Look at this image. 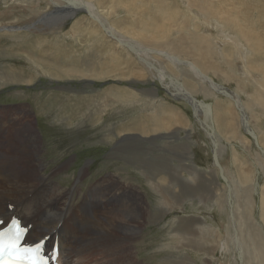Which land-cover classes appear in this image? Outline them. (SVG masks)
I'll return each instance as SVG.
<instances>
[{
    "label": "rangeland",
    "instance_id": "1",
    "mask_svg": "<svg viewBox=\"0 0 264 264\" xmlns=\"http://www.w3.org/2000/svg\"><path fill=\"white\" fill-rule=\"evenodd\" d=\"M61 1L0 0V28H20L16 32L0 33V118L15 120L7 151L12 150V144L17 148V142L12 143L11 140L17 141L19 131L22 135L20 148L24 169H31L32 177L39 170V175L47 177L61 191H69L68 205L76 208L75 212H78L85 197L96 186L103 185L102 189L112 187L114 189L111 190L115 191L118 190L117 187L134 188L144 198V207L147 208L145 207V211L140 210L141 215L135 222L137 229L134 232L116 229L115 232L112 226L117 222V217L122 219L125 203L131 200V195L123 197L122 207L118 210L112 207H94L91 210L92 224L88 231H95L96 222H102L110 245L94 256L88 253L90 260L85 261L86 264H242L234 242L236 232L229 210V196L232 195L236 209V221L239 222L241 216L245 223V245L254 247L249 242L250 232L255 235L258 233L264 240V220H261L259 210L260 200L264 195V156L261 155L264 152V0H204L206 8L212 6L210 9L204 7L205 11L201 5L196 6L189 0H88L96 4L97 14L108 28L114 29L113 36L117 40L104 34L102 27L87 14L77 13L68 18L65 11L55 9L54 4L67 5L65 0L63 3ZM196 1L194 2L197 3ZM230 7L237 8L231 12ZM164 12L169 15V21L161 17L160 14ZM46 13L49 15L43 16ZM207 20L213 26L212 29L204 24ZM148 21L154 27L146 28L144 25ZM173 22L176 26L179 25L176 27ZM23 28L27 30H22ZM242 35L251 37L248 43L243 40ZM121 37L138 43L145 49L159 48L182 59L202 61L201 65L206 69L207 76L237 93L244 105H248L250 125H245L243 121L240 124L234 104L214 93L205 82L196 81L195 74L187 67L175 66L164 58H154L151 55V60L158 59L151 61L153 64L167 69L166 72L182 80L186 86L194 88V83L197 84L199 92L196 98L211 103L212 117L205 119V116H200L199 122L194 117L191 106L184 100H176L169 95L166 87L157 82L154 72L128 50V45H124L127 41L122 38L126 41L124 42ZM145 39L148 41L143 43ZM135 43L128 44L138 46ZM193 46L200 53H196ZM116 56L121 59V73L127 74L126 77H115L114 73L108 77L94 70L89 76L84 75L88 72L85 68L91 69L92 64L98 67V71L99 64H103L101 67L104 66L105 73L107 68L113 66L111 63ZM251 58L257 61V66ZM212 69L213 72H209ZM129 70L139 71L141 75H131ZM71 71L74 73L72 77L65 75ZM171 113L182 114L192 128L177 136L169 133V138H152V134H161V131L153 133L151 128L161 119V123H169ZM145 127H148L146 135L143 133ZM210 127L216 129L219 162L229 186H225L220 179L218 169L212 161V140L205 131ZM243 127L244 130L251 128L254 131L262 152L244 133ZM31 130L35 137L31 135ZM208 132L210 133L209 130ZM30 140L35 143V147H31ZM194 173L196 177H193L197 181L190 182L188 187H180L181 180L178 176L185 183L194 179L191 177ZM162 174L171 178L164 179L161 176L165 175ZM247 175L251 178L250 181H254L253 184L257 181V188L249 183L245 189L239 184ZM28 177L30 178L29 175ZM111 178L116 180L114 185L110 182ZM203 183L213 190L220 186V195L211 198L209 192H204L201 195L204 198L201 199L186 196L188 191L196 188V184L200 186ZM232 191L234 192L231 193ZM202 201L206 205H202ZM111 212L116 213V216ZM119 222L121 224V220ZM182 233L186 235L177 236ZM259 244L256 243L264 262V250ZM95 247L91 245L90 251L95 252ZM244 252L246 253V248ZM250 252L252 264H258L254 250L251 249ZM72 263L75 264H70Z\"/></svg>",
    "mask_w": 264,
    "mask_h": 264
},
{
    "label": "bare ground",
    "instance_id": "2",
    "mask_svg": "<svg viewBox=\"0 0 264 264\" xmlns=\"http://www.w3.org/2000/svg\"><path fill=\"white\" fill-rule=\"evenodd\" d=\"M60 1V0H59ZM118 1V0H116ZM121 1V0H120ZM118 1V2H120ZM134 1V0H133ZM139 1V0H138ZM143 1V0H142ZM148 1V0H147ZM155 1V0H154ZM195 0H189V2H192L194 3L196 6H202L203 8L205 7L204 6V0H197L195 3L194 2ZM217 1V0H215ZM227 1V0H226ZM232 1V0H231ZM63 3V0L61 1ZM66 2V6H62V5H56L54 4V8L57 9L58 11H65V13H67V17L68 16H71L73 13L72 12H75L76 10L75 9H86L87 11H89V13L95 18V19H92L90 18V16L87 14V16L94 20L95 22H97L100 26H101V22L102 24H104L106 26V24L102 21V19L99 17V15L97 14V6L94 2H91V1H88V0H65ZM131 2V1H129ZM135 2V1H134ZM146 2V0H145ZM150 2V1H149ZM162 2V1H161ZM207 2H210L209 0H207ZM221 2V1H220ZM233 2V1H232ZM128 3V2H127ZM140 3V2H139ZM157 3H160V2H157ZM187 3V2H186ZM229 3V2H228ZM253 3V2H252ZM118 5V3H115ZM121 4V3H120ZM119 4V5H120ZM134 4V3H132ZM137 4V3H136ZM146 4V3H145ZM203 4V5H202ZM208 4V3H207ZM220 4V3H219ZM242 4V3H241ZM124 5V4H122ZM138 5V4H137ZM135 5V6H137ZM159 5V4H158ZM162 5V4H160ZM211 5V4H210ZM213 5V4H212ZM215 5V4H214ZM225 5V4H223ZM235 5V4H234ZM247 5V4H246ZM114 6V5H113ZM134 6V7H135ZM144 6V5H143ZM141 6V8L143 7ZM67 7V8H66ZM112 7V6H111ZM132 7V6H131ZM139 7V6H137ZM146 7V6H145ZM181 7V6H180ZM212 6H207L206 9H210ZM222 7V6H221ZM228 7V6H227ZM239 7V6H238ZM67 10H66V9ZM74 8V10H73ZM114 8V7H113ZM118 8V7H117ZM124 8V6L122 7ZM140 8V7H139ZM156 8V7H155ZM162 8V7H161ZM205 8H204V11H205ZM223 8V7H222ZM231 8V7H230ZM229 8V9H230ZM237 8V7H236ZM235 7L231 8L230 11H235L236 10ZM242 8V7H241ZM112 8H110V11ZM118 9H121V8H118ZM117 9V10H118ZM126 9V8H125ZM130 9V8H129ZM128 9V10H129ZM149 9V8H148ZM154 9V8H153ZM166 9V8H165ZM199 10V8H196ZM215 9V8H214ZM224 9V8H223ZM102 10V9H101ZM106 10V9H105ZM114 10V9H113ZM202 10V8L200 9ZM71 11V12H70ZM174 11V10H173ZM181 11V10H180ZM202 11V12H204ZM114 12V11H112ZM111 12V13H112ZM155 12V10H154ZM157 12V11H156ZM207 12V11H206ZM213 12V11H212ZM225 12V11H223ZM120 13V12H119ZM135 13V12H134ZM145 13V12H144ZM152 13V12H151ZM150 13V14H151ZM186 13V11H185ZM210 13V12H209ZM222 13V12H221ZM133 14V13H132ZM154 14V13H153ZM158 14V13H156ZM181 14H183L181 12ZM191 14V13H190ZM220 14V13H218ZM49 14L46 13L45 15L43 16H48ZM112 15V14H111ZM115 15V13L113 14ZM134 15V14H133ZM137 15V14H136ZM148 15V14H147ZM161 17H164L165 20H168L169 18V15L165 14L164 13H161L160 14ZM159 15V16H160ZM174 15V13H173ZM178 15V14H177ZM186 15V14H185ZM193 15V14H192ZM201 15V14H200ZM212 15V14H211ZM217 15V13H216ZM223 15H226L225 13ZM110 16V15H109ZM156 16V15H155ZM158 16V15H157ZM204 16V15H203ZM64 17V16H63ZM160 17V18H161ZM175 17V16H174ZM178 17V16H177ZM176 17V18H177ZM181 17V16H180ZM178 17V18H180ZM195 17V15H194ZM205 17V16H204ZM229 17V16H228ZM262 17V16H261ZM70 18V17H68ZM105 18V17H104ZM177 18V19H178ZM187 18V17H186ZM185 18V19H186ZM189 18V17H188ZM207 18V16H206ZM65 19V18H64ZM135 19V18H134ZM142 20L144 19L143 17L141 18ZM159 19V18H158ZM163 19V18H162ZM184 19V20H185ZM197 19V18H196ZM213 19V18H212ZM216 19V18H215ZM220 19H223V18H220ZM234 19V18H233ZM263 18H261L262 20ZM142 20L140 22H142ZM147 20V18H146ZM152 20V18H151ZM183 20V19H182ZM210 20V18H209ZM41 21V20H40ZM138 21V20H137ZM154 21V20H153ZM169 21V20H168ZM173 21V20H172ZM226 21V20H225ZM238 21V19H237ZM258 21V20H257ZM110 22V21H109ZM144 22V21H143ZM147 22V21H146ZM155 22V21H154ZM177 22V21H176ZM183 22V21H182ZM180 22V23H182ZM186 22V21H185ZM204 22V21H203ZM211 22V21H210ZM240 22V20H239ZM263 22V20H262ZM261 22V23H262ZM164 23V21H163ZM161 22V24H163ZM179 23V22H177ZM202 23V22H201ZM214 23V22H213ZM219 23V22H218ZM230 23V22H229ZM233 23V22H232ZM113 24V23H112ZM136 24H139L136 23ZM159 24V23H158ZM174 24V22H173ZM204 24H207L209 25V21H205ZM226 24V23H225ZM241 24V22H240ZM239 24V25H240ZM258 24V23H257ZM167 25V24H166ZM175 25V24H174ZM179 25V24H178ZM177 25V26H178ZM185 25V24H184ZM232 25H236V24H232ZM111 26V25H110ZM136 26V25H135ZM146 28H150V27H154L153 24L148 23L144 25ZM157 26V25H156ZM159 26V25H158ZM162 25H160L161 27ZM176 26V25H175ZM176 26V27H177ZM186 26V25H185ZM215 26H218V25H215ZM226 26V25H225ZM233 26V27H234ZM242 26V24H241ZM102 27V26H101ZM100 27V28H101ZM137 27V26H136ZM163 27V26H162ZM171 27V26H170ZM180 27V26H179ZM212 25H209L208 28H211L212 29ZM228 27V26H226ZM261 27V25H260ZM111 28V27H110ZM106 26V29H108L112 34H114V29H110ZM133 28V27H132ZM144 28V27H143ZM186 28H189V27H186ZM186 28H184L185 30H187ZM191 28V27H190ZM230 28V27H229ZM232 28V27H231ZM242 28V27H241ZM252 27H250L251 29ZM264 28V26H263ZM131 29V28H130ZM171 29V28H170ZM228 29V28H227ZM238 29V28H237ZM235 29V30H237ZM5 31H7V29H4ZM136 30V29H135ZM229 30V29H228ZM239 30V29H238ZM247 30V29H246ZM126 31V30H124ZM129 31V29L127 30V32ZM156 31V30H155ZM163 31V29H162ZM181 31V30H180ZM190 31V30H189ZM240 31V30H239ZM249 31V30H248ZM256 31V30H254ZM262 31H264L262 29ZM138 32H139V29H138ZM158 32V31H156ZM182 32V31H181ZM205 32V31H204ZM233 32V31H232ZM250 32V31H249ZM132 33V32H131ZM141 33V32H140ZM159 33V32H158ZM184 33V32H182ZM242 33V32H241ZM244 33V32H243ZM254 33V32H253ZM104 34H107L105 31H104ZM142 34V33H141ZM152 34V33H151ZM166 34V33H165ZM178 34V32H177ZM176 34V36H177ZM224 34H227V33H224ZM235 34V33H234ZM257 34V33H255ZM254 34V35H255ZM108 35V34H107ZM126 35V34H125ZM128 35V34H127ZM132 35V34H131ZM130 35V36H131ZM143 35V34H142ZM171 35V34H170ZM253 35V34H252ZM263 35V34H262ZM138 36V35H137ZM144 36V35H143ZM155 37V35H153ZM152 36V37H153ZM169 36V35H168ZM182 36V35H181ZM184 36V35H183ZM198 36V35H197ZM222 34H221V38H222ZM226 36V35H225ZM244 36L243 37V40H245L247 43L249 42V39L246 35H242ZM250 36V35H249ZM258 36V35H257ZM264 36V35H263ZM109 37V35H108ZM134 37V36H133ZM140 37V36H139ZM146 37V36H145ZM170 37V36H169ZM173 37V35H172ZM178 37V36H177ZM180 37V36H179ZM216 37V35H215ZM227 37V36H226ZM99 38V37H98ZM119 38V37H118ZM124 38V37H121V39ZM132 38V37H131ZM147 38V37H146ZM176 38V37H175ZM174 38V39H175ZM181 38V37H180ZM219 38V37H218ZM230 38V37H229ZM234 38H236L234 36ZM256 38V37H254ZM125 39V38H124ZM153 39V38H151ZM171 39V38H170ZM183 39V38H182ZM182 39L180 42H182ZM185 39V38H184ZM240 39V37H239ZM123 40V39H122ZM127 42H126V41ZM123 40L124 42V45H128V50L132 52V54L136 55L137 58L140 60V61H145L146 63H148L149 65H154L151 61H158V59L156 60H151V55L154 56V58L158 57V58H164L166 60H168L169 62H171L172 64H174L175 66H179V67H182V66H185V68L187 67L191 72H193L196 76V81L200 80V81H203L207 84V86L210 87V89L218 94L213 88H212V85H210L207 81H206V78H210L209 76H207V72H206V69L204 67H202L201 65V62H199L198 60H187V59H182L181 57L177 56V55H173L171 54L170 52H167V51H162V49L159 50L158 49H155V48H149V49H145L143 48L141 45H139L138 43H135V42H132L131 40H128V39H125ZM136 40V38L134 39ZM133 40V41H134ZM140 40V39H138ZM156 40V39H155ZM168 40V39H167ZM173 40V39H172ZM254 40V39H253ZM257 40H258V37H257ZM261 40V39H260ZM145 41H148V40H144L143 43H146ZM165 41V40H164ZM169 41V40H168ZM178 41V40H177ZM184 41V40H183ZM186 41V40H185ZM188 41V40H187ZM242 41V40H241ZM252 41V40H251ZM250 41V42H251ZM99 42V41H98ZM139 42V41H138ZM160 42V41H159ZM229 42H231L229 40ZM128 43H135L137 44L138 46H131L129 45ZM140 43V42H139ZM226 43V42H225ZM228 43V42H227ZM121 44V42H120ZM148 44H152L151 42ZM182 44V43H181ZM185 44V43H184ZM161 45V44H160ZM228 45V44H227ZM233 45V44H232ZM252 45V43H251ZM262 45V44H261ZM163 46V45H161ZM224 46V45H223ZM226 46V45H225ZM224 46V47H225ZM229 46V45H228ZM246 46V44H245ZM146 47V46H145ZM192 47V46H191ZM227 47V46H226ZM232 47V46H231ZM230 47V48H231ZM262 47V46H261ZM148 48V47H146ZM162 48V47H161ZM195 48V46H193V49ZM228 48V47H227ZM236 48V47H235ZM166 49V48H165ZM185 49V48H183ZM259 49V48H258ZM171 50V48H170ZM186 50V49H185ZM184 50V51H185ZM195 50V49H194ZM223 51V49H221ZM236 50V49H235ZM238 50V49H237ZM261 50V49H260ZM196 53H200V52H197V50H195ZM194 51V52H195ZM230 51V50H229ZM259 51V50H258ZM192 52V50H191ZM207 52V51H206ZM129 56L131 55V53H128ZM208 54V53H207ZM210 54V53H209ZM238 54V53H237ZM119 55V54H118ZM198 55V54H197ZM218 55V54H217ZM227 55V54H226ZM236 55V54H235ZM240 55V54H239ZM256 55H257V52H256ZM124 56V55H123ZM135 56V57H136ZM122 57V56H121ZM187 57V56H186ZM196 57V56H195ZM200 57V56H199ZM204 57V56H203ZM233 57H234V51H233ZM242 57V56H241ZM256 57V56H255ZM222 58L223 55H222ZM206 59V58H205ZM208 59V58H207ZM234 59V58H233ZM232 59V60H233ZM236 59V58H235ZM241 59V58H240ZM252 59V58H251ZM250 59V60H251ZM258 59V58H257ZM161 60V59H160ZM253 60V59H252ZM255 60V59H254ZM253 60V62H254ZM206 61V60H205ZM218 61V60H217ZM235 61V60H234ZM242 61V60H241ZM240 61V62H241ZM208 62V61H207ZM220 62V61H219ZM206 63V62H205ZM250 63V61H249ZM249 63H247L246 65H249ZM260 63V62H259ZM113 64V66L107 68L105 70V73L103 72L104 71V66L101 67V65L103 64H99L100 65V71H98V67H95L91 66V69L89 68H85L88 70V72L86 74H84L85 76H89V73L91 71H95L96 73H101V75H108V77L111 76V74L114 73L115 77H126L127 74L125 72L126 75H124L123 73H121V71H123V64L121 62V59L118 58V56L114 57V61L111 63ZM140 64V62H139ZM212 64V63H211ZM251 64V63H250ZM255 64L257 66V61L255 60ZM156 65V64H155ZM154 65V66H155ZM158 65V64H157ZM155 66L157 69H158V73H155L154 70H152L151 68H149L148 66H146L144 64V66H146L148 69H150L152 72H154L155 76H156V80L158 82V80L162 83V85L164 87H166V89H168L170 91V93L172 95H174V97L176 98H180L181 100H184L186 101L187 98H186V94L194 97L195 99H197L196 97V94H198L199 90H198V86L197 84L194 83L195 87L194 88H191V87H188L186 86V84L182 81L179 80V78H175V76H172L171 74H169L170 72H166V70L164 68H161V67H158V66ZM234 65V64H233ZM253 65V64H252ZM261 65V64H260ZM209 66V65H208ZM223 66V65H222ZM243 66V65H242ZM245 66V65H244ZM87 67V66H86ZM220 67V66H219ZM231 67V66H230ZM246 67V66H245ZM251 67V66H250ZM249 67V68H250ZM130 69V67H128ZM216 68V67H215ZM247 68V67H246ZM176 69V68H174ZM243 69V68H242ZM248 69V68H247ZM253 69V68H252ZM134 70V69H133ZM239 70V69H238ZM251 71V69H249ZM254 70V69H253ZM85 71V70H84ZM170 71V70H169ZM83 72V71H82ZM209 72H213V69ZM246 72V70H245ZM244 72V73H245ZM104 73V74H102ZM131 75H135V74H140L141 75V72H136V71H131L129 70V72ZM231 74V73H230ZM233 74V73H232ZM250 74V73H249ZM66 76H70L72 77L74 75V73L71 71V72H68L65 74ZM110 75V76H109ZM216 75V74H215ZM247 75V74H246ZM94 76V75H93ZM234 76V74H233ZM231 76V77H233ZM177 77V76H176ZM190 77H191V74H190ZM230 77V79H232ZM237 77V76H236ZM252 77V76H251ZM95 78V77H94ZM140 78V77H139ZM144 78V77H143ZM170 78V80H169ZM188 78V77H187ZM194 78V76H193ZM239 78V77H238ZM253 78V77H252ZM142 79V77L140 78ZM145 79V78H144ZM147 79V78H146ZM195 79V78H194ZM212 79V78H211ZM261 79V78H260ZM100 80V79H99ZM213 80V79H212ZM240 80H241V77H240ZM195 81V80H194ZM214 81V80H213ZM249 81V80H248ZM255 81V80H254ZM215 82V81H214ZM242 82V81H241ZM218 84V83H216ZM260 84V83H259ZM258 84V85H259ZM220 87H224L220 84H218ZM226 85V84H224ZM244 85V84H243ZM245 85H246V82H245ZM244 85V86H245ZM248 85V84H247ZM262 85V84H261ZM249 86V85H248ZM246 87V86H245ZM224 90V89H222ZM225 91V90H224ZM234 91V90H233ZM148 93V92H147ZM151 93V92H150ZM234 93V92H233ZM253 93V92H252ZM264 94V93H263ZM230 95V98H227L229 99V101H231L238 114H239V118H240V124H242V121L244 122L245 125H247L249 123L250 125V121H251V113H249L248 111V105H244V102L240 99L239 95L237 93L235 94H229ZM241 95V94H240ZM261 97V96H260ZM216 98V97H215ZM198 100V99H197ZM196 100V101H197ZM259 102V101H258ZM263 102V101H261ZM251 103V102H249ZM248 103V104H249ZM257 105V104H256ZM195 109H197L198 112H200V116L204 117L205 116V119H207L208 117V111L204 108V107H200L198 108L195 104L193 105ZM218 106V105H217ZM250 106V105H249ZM232 107V106H231ZM258 107V106H257ZM219 108V107H218ZM251 111V110H250ZM257 111V109H256ZM264 111V110H263ZM8 112V111H7ZM215 112V111H214ZM222 112V110H221ZM231 112V111H229ZM262 112V111H261ZM255 113V112H254ZM218 114V113H217ZM222 114V113H221ZM160 115V113H159ZM172 117H171V120L169 122V124L172 123V120L174 119H178L179 117L177 116V114L174 115V113H171ZM166 116V115H165ZM177 116V117H176ZM202 117V118H203ZM212 117V116H211ZM238 117V116H237ZM259 117V116H258ZM233 118V117H232ZM235 119V118H234ZM238 119V118H237ZM260 119V118H259ZM258 119V120H259ZM160 120V119H159ZM163 120V119H161ZM161 120L160 122H157L155 125H154V131H162V130H167L168 128V125L164 124V123H161ZM204 120V119H203ZM213 120V119H212ZM156 121V120H155ZM165 121V120H164ZM226 121V120H225ZM262 121V120H260ZM13 122H15V120L11 121V120H8L4 117L0 118V140H3V143L1 144L0 143V229H3L5 228L11 221L13 220H18L22 223V227L24 228L25 226H27L28 228V233L26 235V239H25V242H24V245H29V246H33L39 242H41L42 240H47L46 241V249H47V252H52V249H53V246L55 243H57L59 245V257L57 258V260L55 262H51V264H63V261H64V264H70L71 262H75V264H86L85 261L89 262L90 260V255H95L97 253H100L99 251L102 250V249H107L108 248V244L109 242H107V231H105V226L103 225L102 222L100 221H97L96 219V224H95V231L93 232H89L88 231V228L89 226L92 224L90 219L92 217V211L94 207H99V208H103V207H112L114 209H119L122 207V200H123V197L126 196V195H131L132 198L129 202H126L125 203V206H124V215H121L122 216V219L121 217H117L116 218V223L113 226V229L115 231L116 230H123L124 232L127 231H131V232H134L137 227H136V221H138V217L139 215H141L140 213V210L142 211H145L146 208L144 207V198L142 199L141 198V195L137 193L136 189L134 188H129V187H126V188H118V192L115 191V190H111V189H114L111 187V189H102L101 187L103 186H96L92 189L91 192H89V195H87L84 199V201L82 202L81 204V207L79 208L78 212L74 209L76 208H72L70 205H68V192H65V191H61L59 189L58 186L54 185L49 179H47V177H44L42 175H39L38 174V171L39 170H36V176L35 177H32L30 175V172L32 171L31 169L28 171V170H25L24 169V166L22 164V161H21V153H22V149L20 148V141L21 140V134L19 131L18 132V136H17V141H12V143H15L17 142V148L15 145L12 144V150H10L9 152L7 151L8 148H9V138H10V134H11V128H13L15 126V124H13ZM208 122V121H207ZM224 122V121H223ZM237 122V121H235ZM160 123V124H159ZM168 123V121H167ZM203 123V122H202ZM211 123V122H210ZM238 123V122H237ZM254 123V122H252ZM13 124V125H12ZM179 124V123H178ZM206 124V123H205ZM224 124V123H223ZM239 124V123H238ZM243 124V125H244ZM261 124V123H260ZM202 125V124H201ZM210 125V124H209ZM228 125V124H226ZM233 125V124H232ZM259 125V124H258ZM262 125V124H261ZM146 126V125H145ZM173 126V125H171ZM176 126V125H174ZM206 126V125H205ZM148 128V127H147ZM146 127L143 128V133L144 135L147 134V129ZM152 129V128H151ZM212 129L214 131V134L212 133V136L215 138V136L217 137V133H216V129H214L213 127H210L208 128V130L210 131V133L212 132ZM243 131L244 130V127L242 128ZM251 129V128H250ZM141 130V129H140ZM257 130V128L255 129ZM151 131V130H150ZM154 131H151L154 133ZM219 131V130H217ZM256 132V131H255ZM149 133V132H148ZM167 132L165 131V134ZM221 133V132H220ZM245 133V132H244ZM158 134V133H157ZM160 134V133H159ZM158 134V135H159ZM171 134V132H170ZM262 134V133H261ZM31 135L33 137H35V134L33 132V130H31ZM142 135V134H141ZM231 135V134H230ZM233 135V134H232ZM258 135V134H257ZM156 136V135H155ZM170 136V135H169ZM172 136V134H171ZM177 136V135H176ZM235 136V135H234ZM262 136V135H261ZM239 138V135L237 136ZM170 140V139H169ZM176 140V139H175ZM216 140V139H215ZM202 141V140H200ZM252 141V140H251ZM31 147H35V143L33 141H31ZM258 142V140H257ZM237 143V142H236ZM246 143V142H245ZM204 144V143H203ZM247 145V144H246ZM170 146V145H169ZM182 146V145H181ZM184 146V145H183ZM203 146V145H202ZM248 146V145H247ZM7 148V149H5ZM186 149V148H185ZM190 149V148H189ZM210 152V151H209ZM236 152V151H235ZM260 154V153H259ZM262 156H264V152L261 154ZM143 156V155H142ZM217 156H218V152H217ZM222 156V155H221ZM137 157V156H136ZM235 157V156H234ZM144 158V156H143ZM219 158V157H218ZM237 158V156L235 157ZM167 160V159H166ZM168 161V160H167ZM165 162V161H164ZM248 162V161H247ZM261 163V162H260ZM28 164H30V161H28ZM249 165V164H248ZM181 168V167H180ZM33 169V168H32ZM172 169V168H171ZM186 169V168H185ZM166 170V169H165ZM262 170V169H261ZM169 171V170H168ZM172 171V170H171ZM179 171V170H178ZM188 171V170H187ZM40 172V171H39ZM161 172V171H160ZM159 172V173H160ZM164 172V170H163ZM190 172V171H189ZM188 172V173H189ZM171 173V172H169ZM192 173V172H191ZM33 174V173H32ZM161 174V173H160ZM172 174V173H171ZM28 175L30 176V178L28 177ZM162 175H165V174H162ZM252 175V174H251ZM85 176V175H84ZM195 176V173L194 175H191V177ZM245 176V175H244ZM82 177V176H81ZM174 177V176H173ZM196 177V176H195ZM178 178L181 180V183H180V187H188L189 183L190 182H194L196 180V178H194L193 180H189V181H186L185 183L182 182V179L180 178V176H178ZM170 179V178H169ZM184 179V178H183ZM190 179V178H189ZM155 180V179H154ZM251 178L247 175L245 177V180H243L242 182H239V184H241V186L243 188H245V186L247 184H252L253 185V188H257L259 185L257 184V181L253 184L254 181H250ZM107 181V179H106ZM197 181V180H196ZM111 184H115L116 180L112 179L110 180ZM214 182V181H213ZM229 182V181H228ZM104 183V182H103ZM163 184V183H162ZM179 184V183H178ZM207 184V183H206ZM94 185V184H93ZM107 185V184H105ZM175 185V184H174ZM198 186V184H196ZM215 185V184H214ZM219 185V184H218ZM196 188L194 187V189H192L191 191H188L186 196L189 198H204L202 197L201 195L204 194V192H209V196H211V198H216L220 195V186L218 187V189H211L207 186L203 184H200V186H198ZM217 186V185H216ZM226 186V184H225ZM227 186H229V184H227ZM231 186V185H230ZM192 187V186H191ZM212 187H214L212 185ZM263 187V186H262ZM90 188V187H89ZM115 188V189H117ZM178 188V187H177ZM226 188V187H224ZM231 188V187H230ZM246 189V188H245ZM106 190V191H105ZM186 189H184L185 191ZM252 190V189H251ZM257 191V189H256ZM234 191H232L231 193H233ZM250 192V191H249ZM238 193V192H237ZM241 193V192H240ZM259 193V192H258ZM191 194L193 195V197H191ZM208 194V193H207ZM239 194V193H238ZM245 194V193H244ZM247 194V193H246ZM257 194V193H256ZM179 195V194H178ZM181 195V194H180ZM248 195V194H247ZM232 196V195H231ZM229 196L228 197V200H229V210H230V213H231V218H232V221L234 222V229L236 232V238L234 239V242H235V247H236V250H237V253L239 255V258H240V262L242 264H252L251 260H250V257H251V253L250 250L253 249L254 252H255V256H256V261L258 264H263L264 262H262L261 260V252L258 250V247L256 245V243L258 244V242L261 244L263 250H264V240L262 239V237L257 233V235H255V233H252L250 232L249 234V242L252 243V245L254 247H249L247 245H245V243H247L245 241V237H244V233H243V229L245 228V223L244 221L242 220L241 216L239 217L238 221H236V209L233 205V199L232 197ZM236 196V195H235ZM261 196V195H260ZM238 198V197H237ZM185 199V198H184ZM239 199V198H238ZM81 200L82 197H81ZM167 200V199H166ZM174 200V199H173ZM72 201V200H71ZM181 201V200H180ZM186 201V200H185ZM188 201V200H187ZM72 203V202H71ZM168 203V202H167ZM176 203V202H175ZM200 203V201H199ZM169 204V203H168ZM171 204V203H170ZM185 204V203H184ZM202 205H206L204 201L201 202ZM214 204V203H212ZM211 204V205H212ZM209 205V204H208ZM248 205L250 206V204L248 203ZM79 206V205H78ZM193 206V205H192ZM197 206V205H196ZM210 206V205H209ZM214 206V205H213ZM74 207V206H73ZM259 207V206H258ZM179 208V207H178ZM203 208V207H202ZM107 209V208H106ZM241 209V208H240ZM110 210V209H109ZM259 210H261V214H260V218L261 220L263 219L264 220V195L262 196L261 200H260V207H259ZM98 211V210H97ZM123 211V210H122ZM101 212V210H100ZM120 212V211H119ZM103 213V212H102ZM114 213V212H113ZM111 212V214H113ZM123 213V212H122ZM110 214V213H109ZM116 213H114L115 215ZM151 214V213H150ZM107 216V215H106ZM116 216V215H115ZM118 216V215H117ZM230 216V215H229ZM125 218V219H124ZM144 218V217H142ZM162 218V217H161ZM141 219V218H140ZM159 219V218H158ZM194 219V218H193ZM121 220V224H120V221ZM143 220V219H141ZM139 220V221H141ZM161 220V219H160ZM179 220H181L179 218ZM196 220V219H194ZM115 221V220H114ZM147 221V220H146ZM183 221V220H182ZM198 222V221H196ZM201 222V221H200ZM108 223V222H107ZM142 223V222H140ZM183 223V222H182ZM186 224V223H185ZM203 224V223H202ZM264 224V223H263ZM211 225V224H210ZM239 225V226H238ZM141 226V225H140ZM204 226V225H202ZM108 228V227H107ZM111 228V227H110ZM141 228V227H140ZM207 228V227H205ZM209 228V227H208ZM240 228V230H239ZM92 229V228H91ZM109 230V229H108ZM186 230H190V229H186ZM113 231V232H114ZM120 231V232H121ZM208 231V229H207ZM211 231H212V228H211ZM216 231V230H215ZM110 232V231H109ZM112 232V231H111ZM117 232V231H115ZM178 232V231H177ZM180 232V231H179ZM202 232H205V231H202ZM200 232V233H202ZM122 233V232H121ZM187 233V232H186ZM186 233H182V234H179L177 236H182V235H186ZM190 233V232H189ZM192 233V231H191ZM210 233V232H208ZM214 233V231H213ZM131 234V233H130ZM218 234V233H217ZM253 234H254V237H253ZM192 235V234H191ZM215 235V234H214ZM188 236V235H187ZM200 236V235H199ZM221 236V235H220ZM115 237V236H114ZM193 237V236H192ZM201 237V236H200ZM218 239V238H217ZM220 239V238H219ZM218 239V240H219ZM222 239V238H221ZM125 240V239H124ZM200 240V239H198ZM205 240V239H204ZM216 240V239H215ZM217 240V241H218ZM190 241V240H189ZM212 241V240H211ZM220 241V240H219ZM214 242V241H213ZM201 243V242H200ZM211 243V242H210ZM209 243V244H210ZM215 243V242H214ZM213 243H211L212 245ZM259 244V246H260ZM91 245H94L96 246V251L95 252H91L90 251V248H91ZM227 245V244H226ZM182 246V245H181ZM215 246L216 244L214 245V249H215ZM218 246V245H217ZM213 247V246H212ZM220 247V246H219ZM181 248V247H180ZM225 248V247H224ZM244 248H246V253L244 252ZM110 249V248H109ZM182 249V248H181ZM198 249V248H197ZM226 249V248H225ZM94 250V249H93ZM149 250V249H148ZM202 250V249H201ZM230 250V248H229ZM262 250V249H261ZM105 253V251H103ZM227 252V251H226ZM89 253V254H88ZM193 253V252H192ZM229 253V252H228ZM204 254V253H203ZM105 256V254H103ZM206 255V254H205ZM237 255V254H236ZM237 255V256H238ZM92 256V257H93ZM102 256V257H104ZM113 257V255L111 256ZM155 257V256H154ZM210 257V255H209ZM99 258V257H98ZM235 258V257H234ZM211 259V258H210ZM247 260L246 262L244 260ZM263 259V257H262ZM104 260V258L102 259ZM204 260V259H203ZM102 262V261H101ZM207 262V261H206ZM104 264L106 262H103ZM117 263V262H116ZM217 263V262H216ZM237 263V262H236ZM73 264V263H72ZM89 264V263H88ZM102 264V263H101ZM126 264V263H125ZM181 264V263H179Z\"/></svg>",
    "mask_w": 264,
    "mask_h": 264
},
{
    "label": "water",
    "instance_id": "3",
    "mask_svg": "<svg viewBox=\"0 0 264 264\" xmlns=\"http://www.w3.org/2000/svg\"><path fill=\"white\" fill-rule=\"evenodd\" d=\"M67 8V7H66ZM65 8V9H66ZM67 10V9H66ZM74 10V8H73ZM76 11L75 12H72L73 14L70 16V17H73L75 14L77 13H84V14H88L90 16V18L92 19H95L90 13L89 11H87L86 9H75ZM71 12V11H70ZM101 26H102V29L108 34L110 35L112 38L116 39L115 36H113V34L108 30L106 29V26L104 24H102V22L100 23ZM7 29V31L4 30V28H0V33L2 32H16V31H19L20 28H5ZM22 30H27V28H23ZM117 40V39H116ZM143 62L146 66H148L149 68H151L152 70H154L155 73H158V69L154 66V65H149L148 63H146L145 61H141ZM170 80V78H169ZM159 81V80H158ZM206 81L212 85V88L218 93V95L220 96H223V97H227V98H230V95L229 94H235L233 93L232 91H230L229 89H227L226 87H220L218 84H216V82H214L211 78H206ZM160 84H162L160 81H159ZM224 89V90H222ZM166 92L171 95L173 98H175L176 100H181L180 98H176L174 97V95H172L170 93V91L168 89H165ZM186 98L187 100L185 101L186 103H188L192 110H193V114H194V117L196 119L201 120L200 118V112L197 111V109L194 108V104L200 108V107H204L207 111H208V116L211 117L212 115V106H211V103L209 102H206L204 100H197L195 99L194 97L186 94ZM197 100V101H196ZM212 130V129H210ZM207 132V134L209 135V138L212 140V144H211V154H212V161L215 165V167L218 169V172H219V175H220V179L225 183L227 184L226 182V177L224 175V171L220 165V162H219V158L217 156V152H218V146L216 144V140L215 138L212 136V133L214 134V131L212 130L211 133L208 132V130H205ZM245 133L254 141V144L256 145V147L262 152V149L260 148V146L258 145V142H257V138H256V135L254 133V131L252 129H246L245 130ZM263 153V152H262Z\"/></svg>",
    "mask_w": 264,
    "mask_h": 264
},
{
    "label": "snow or ice",
    "instance_id": "4",
    "mask_svg": "<svg viewBox=\"0 0 264 264\" xmlns=\"http://www.w3.org/2000/svg\"><path fill=\"white\" fill-rule=\"evenodd\" d=\"M13 227L16 228L15 233L9 237L7 232H0V255L8 253L9 259L5 261V264H41V261L35 256L29 257V254L39 253L41 245L36 244L35 247H22L21 239L24 233L20 231V227L17 221L12 222ZM27 226L24 227V232H27ZM58 258V257H57Z\"/></svg>",
    "mask_w": 264,
    "mask_h": 264
},
{
    "label": "crops",
    "instance_id": "5",
    "mask_svg": "<svg viewBox=\"0 0 264 264\" xmlns=\"http://www.w3.org/2000/svg\"><path fill=\"white\" fill-rule=\"evenodd\" d=\"M147 91H150V90H147ZM177 116L179 118L178 119L177 118L174 119L171 124L167 123V125H168L167 130H162L160 135H158V134H152L151 135L152 138H155V139H160L161 137H163V138H165V137L166 138H169L167 136H168V134L170 132L172 133V135H177V134H181L182 132L183 133L184 132H187V130L189 131L192 128V126L190 125V122L187 121L186 118L182 114H177ZM171 125H173V126H171ZM174 125H176V126H174ZM153 128H154V126L152 127V131H154ZM165 131L167 132L166 134H165ZM154 133H155V131H154ZM163 133H164V135H163ZM172 138L175 139V136H173ZM161 177H163L164 179L169 178V176H167V175L161 176ZM170 178H171V176H170Z\"/></svg>",
    "mask_w": 264,
    "mask_h": 264
}]
</instances>
